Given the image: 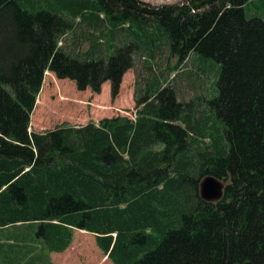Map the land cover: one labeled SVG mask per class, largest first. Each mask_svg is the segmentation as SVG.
<instances>
[{
  "label": "trees",
  "instance_id": "1",
  "mask_svg": "<svg viewBox=\"0 0 264 264\" xmlns=\"http://www.w3.org/2000/svg\"><path fill=\"white\" fill-rule=\"evenodd\" d=\"M248 3L0 0V228L26 225L32 236L37 226L54 253L74 229L94 234L112 264H264V21L246 17ZM154 26L178 60L173 72L193 54L218 66L207 107L154 79L133 120L29 132L45 72L94 94L109 82L115 97L138 49L153 72L161 49L121 43ZM82 27L95 34L86 50L60 47ZM206 176L224 184L220 201L200 198Z\"/></svg>",
  "mask_w": 264,
  "mask_h": 264
},
{
  "label": "rangeland",
  "instance_id": "2",
  "mask_svg": "<svg viewBox=\"0 0 264 264\" xmlns=\"http://www.w3.org/2000/svg\"><path fill=\"white\" fill-rule=\"evenodd\" d=\"M139 1L153 8L176 5L183 0ZM246 17L248 19L257 18L264 21V0H249L246 8ZM133 30L137 36L131 35L128 36L129 39L124 38L121 45L127 44L128 42H139L144 39L148 44L161 49L155 51V58L152 60L153 72L146 69L142 51L138 49L134 54V65L123 75L118 94L115 97L111 95L109 82L101 86L98 94H94L89 89L84 91L77 90L72 81L58 80L55 76L54 79H51L48 72H46L34 110L30 117L31 130L42 133L52 131L56 127L64 124L72 127H80L93 122L97 125L103 119L116 117L133 120L137 112L135 109L136 96L139 97L143 92L144 86L151 83L154 79H169V84L174 83L177 87L179 84H182L183 89L180 87L181 92L179 90L178 94L179 100H191L194 98L192 96L196 94L198 96L194 104L207 107L206 101L213 99L217 95L215 83L219 77L218 66L211 60L193 54L191 57L192 64H196L197 67L204 70L209 68V71L213 68V71L208 72V75L205 76V74L200 73L198 69L192 66L190 58H188L173 72L172 69L177 65L178 60L175 56L168 53L169 40L166 32L154 26L152 29H149L148 36L144 38L139 28L133 27ZM89 31L90 29L87 30L86 27H82L77 29L75 34L68 33L60 40V47L65 46L67 49L75 48L79 52L86 50L93 42L91 35H95L91 33L86 34ZM76 38L78 39L76 40L77 44H74L73 40ZM192 69L196 74L193 73L192 76H187L186 73H190L189 71ZM199 73L200 76L197 75ZM190 83L194 84V88L187 91L186 88ZM201 86H204V91L202 92L200 91L202 90ZM204 141L205 143L207 142V140ZM29 227L22 225L18 228L14 227L3 230L0 232V239L7 241L11 238L18 244L21 242L17 238L18 233H28L29 235ZM35 230L37 231V226L35 228L32 226L33 240L36 242L42 241L34 235ZM94 237V234L81 232L76 229L73 230L72 241L68 247L69 250L63 255L64 259L62 262L67 260L66 263L68 264H112L98 249ZM60 255L61 253L53 254L55 264H60Z\"/></svg>",
  "mask_w": 264,
  "mask_h": 264
},
{
  "label": "crops",
  "instance_id": "3",
  "mask_svg": "<svg viewBox=\"0 0 264 264\" xmlns=\"http://www.w3.org/2000/svg\"><path fill=\"white\" fill-rule=\"evenodd\" d=\"M48 74L51 79H54L53 73L48 72ZM29 132L38 133L37 131L31 130V125L29 128ZM19 225L20 224L5 226L3 228H0V232L14 227L18 228L20 227ZM17 238L21 240V242H19L18 244H16L17 242H14L11 238L7 241H3L2 239H0V254L2 253L0 255V264H55L53 260V258L55 257H53V254L58 253L49 252L47 249H45V245L42 241L36 242L35 240H33V236L25 235L24 233H18ZM68 250L69 248L61 252L60 264H68L66 263L67 260L62 262V260L64 259L63 255Z\"/></svg>",
  "mask_w": 264,
  "mask_h": 264
},
{
  "label": "water",
  "instance_id": "4",
  "mask_svg": "<svg viewBox=\"0 0 264 264\" xmlns=\"http://www.w3.org/2000/svg\"><path fill=\"white\" fill-rule=\"evenodd\" d=\"M224 191V184L212 176L201 179L198 186L200 198L205 202H218L221 200Z\"/></svg>",
  "mask_w": 264,
  "mask_h": 264
}]
</instances>
